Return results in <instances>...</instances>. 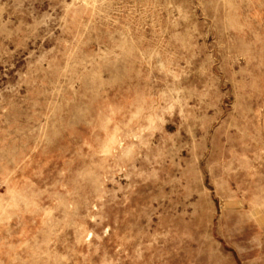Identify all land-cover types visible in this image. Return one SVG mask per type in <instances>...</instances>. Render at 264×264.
<instances>
[{
    "label": "rangeland",
    "instance_id": "374dc122",
    "mask_svg": "<svg viewBox=\"0 0 264 264\" xmlns=\"http://www.w3.org/2000/svg\"><path fill=\"white\" fill-rule=\"evenodd\" d=\"M0 264H264V0H0Z\"/></svg>",
    "mask_w": 264,
    "mask_h": 264
}]
</instances>
